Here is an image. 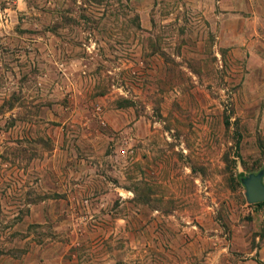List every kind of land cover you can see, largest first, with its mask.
<instances>
[{
    "label": "rangeland",
    "instance_id": "rangeland-1",
    "mask_svg": "<svg viewBox=\"0 0 264 264\" xmlns=\"http://www.w3.org/2000/svg\"><path fill=\"white\" fill-rule=\"evenodd\" d=\"M0 9V264H264V0Z\"/></svg>",
    "mask_w": 264,
    "mask_h": 264
},
{
    "label": "water",
    "instance_id": "water-1",
    "mask_svg": "<svg viewBox=\"0 0 264 264\" xmlns=\"http://www.w3.org/2000/svg\"><path fill=\"white\" fill-rule=\"evenodd\" d=\"M246 188L247 202L251 205L264 203L263 173L251 175L243 182Z\"/></svg>",
    "mask_w": 264,
    "mask_h": 264
},
{
    "label": "built area",
    "instance_id": "built-area-1",
    "mask_svg": "<svg viewBox=\"0 0 264 264\" xmlns=\"http://www.w3.org/2000/svg\"><path fill=\"white\" fill-rule=\"evenodd\" d=\"M2 1L8 3V2H10L11 0H2ZM0 10H1V9H0ZM2 20H4V17H3V15H2V12L0 11V23L2 22Z\"/></svg>",
    "mask_w": 264,
    "mask_h": 264
},
{
    "label": "trees",
    "instance_id": "trees-1",
    "mask_svg": "<svg viewBox=\"0 0 264 264\" xmlns=\"http://www.w3.org/2000/svg\"><path fill=\"white\" fill-rule=\"evenodd\" d=\"M256 206H264V203L256 204Z\"/></svg>",
    "mask_w": 264,
    "mask_h": 264
}]
</instances>
